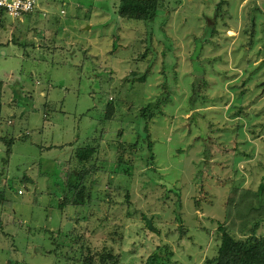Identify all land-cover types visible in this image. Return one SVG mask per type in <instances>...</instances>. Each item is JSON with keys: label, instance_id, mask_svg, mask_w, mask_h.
<instances>
[{"label": "rangeland", "instance_id": "obj_1", "mask_svg": "<svg viewBox=\"0 0 264 264\" xmlns=\"http://www.w3.org/2000/svg\"><path fill=\"white\" fill-rule=\"evenodd\" d=\"M74 1L80 0L53 1L51 6L46 0H37L36 7L53 6L55 14L48 12L51 22L60 19L63 8L65 20L85 23L82 31L71 25L64 31L57 22L52 24L64 42L74 40L88 51L96 71L83 77L85 70L74 63L49 67L44 62H30L36 70L28 76L30 64H18L22 73L14 75L13 85L19 113H15L13 127L25 133L41 126L44 111L53 117L43 133L31 135L34 143L42 139L39 147L28 140L13 146L5 175L12 174L15 184L18 176L27 174L29 179L23 184V195L17 193L18 184L14 185L9 192L11 201L0 214V264H71L67 256L83 259L90 253L97 260L100 252L122 254L121 264H145L153 252L160 253V264H203L216 253L230 186H246L255 192L264 182V0H163L160 13L147 27L139 20L119 23L109 12L91 20L83 7H74ZM79 3L89 5L83 0ZM3 14V22H19ZM81 53L79 50L77 59ZM0 61H4L2 57ZM149 66L145 82L133 80L132 71L139 77ZM200 70L204 80L197 81L199 94L194 96L193 82ZM37 80L43 92H48L51 106L31 111V99H24L18 83L33 93ZM165 82L170 98L162 104L163 114L148 121L150 139H144L139 134L145 121L133 111L161 97ZM90 92L97 104L88 111ZM36 94L39 96L37 87ZM109 101L115 115L132 108L127 116L130 120L104 118ZM12 125L2 119L0 128ZM66 139L97 142L102 149L119 139L126 145L136 139L143 141V151L136 155L133 148L126 147L132 162L127 175L109 173L110 164L103 163L97 177L96 199L103 197L109 179L113 186L128 190V199L122 192L114 198L123 208L117 203V210L110 212L115 215L112 221L105 220L102 202L93 203L91 219L86 218L84 205L77 209L67 206L66 218L57 208L70 183L64 186L56 172L60 166L50 158L63 151L45 148ZM148 140L153 142L152 151L146 150ZM71 180L69 175L67 181ZM251 199L256 210L248 207L243 217L260 211L257 233L261 234L264 191ZM77 200H82L79 195ZM69 219L76 228L69 231L77 242L72 249L63 248L70 239L64 235ZM245 226L243 233L235 235L248 233L251 224Z\"/></svg>", "mask_w": 264, "mask_h": 264}, {"label": "trees", "instance_id": "obj_2", "mask_svg": "<svg viewBox=\"0 0 264 264\" xmlns=\"http://www.w3.org/2000/svg\"><path fill=\"white\" fill-rule=\"evenodd\" d=\"M163 4V0H119L117 4V14L119 17L125 20H139L146 23L152 22L160 13ZM0 14H2V11H0ZM150 70L151 67H147V70H145L139 77L136 76L135 71H132L131 75L134 76L133 80L138 82H145L148 74L151 72ZM202 72L203 71L200 70L194 78V96H197L199 94L197 89V81L199 82L200 80H204L202 78ZM1 88L2 82L0 81V94ZM15 88L16 87H13L12 89L13 97L16 95ZM162 93L163 95L161 97L148 102L137 111H133L137 112L136 117L138 116V118L142 119L141 121H145V123L142 124L143 132L139 134L144 135V139H150L148 121L152 120L159 113L163 114L162 104L167 102V100L170 98V92L168 91V85L166 84V82L163 84ZM110 101L112 100L110 99ZM110 101L105 105V108L103 109L104 118H106L107 120L115 119V121L122 120V122L129 121L130 118H128L127 116L132 113H129L132 108L121 109V114L115 115V107ZM1 110L2 102L0 100V116ZM60 112L63 113L62 110H60ZM48 116L50 117L49 113ZM52 116L53 115H51V117ZM43 131L44 126L38 128L37 130L33 129L31 130L30 134H23L19 138H16L15 134L11 132L2 134L0 133V146L3 147V151L0 152V178L2 176V172H4V170L7 169L9 165L10 159L13 154L14 144L18 140H28L31 145H36L37 147H39L38 143L42 139H40L39 142L34 143V140L31 139V135L33 132L40 134L43 133ZM121 132L122 129H120L118 132L119 136L121 135ZM110 142L111 144H107L105 149H102L100 145H98V143L95 142V144H93L89 141H84L76 145H74L73 142L62 145H50L45 148L46 150H52L53 148L61 149L63 151L62 158L65 157L66 154H68L65 159L60 158V156L53 158V161H57L60 166V169L56 170L58 177H60V181L64 183V186L65 184L67 185L68 183H70L68 184L67 189H63L64 194L62 195L64 196V198H61V200H59L57 206V208L61 212H64L65 208L70 205L75 206L76 209L78 208V206L84 205L87 211L89 209L88 217H90L91 219L95 211L93 209V206L91 205H93V203H96L97 205V203L99 204L100 202H102L105 204L103 213L105 215V220L111 218L109 221H112V217H115V215H110V212L112 210L113 212L114 210H117V203H120V205L122 206L121 208H123V204L121 202H116L114 198L118 195V193L122 192L124 194V197L128 199V190L122 188V186H113L110 183L112 181L111 179H109L110 182H106L108 183V185L106 184V188L102 186L103 188H105L103 197L100 200L94 198L96 188L100 187V183L98 185L97 177L99 173H102L101 169H104L103 163L110 164L109 173L115 174L120 171L121 173H123V175H127L132 167V162L130 160L131 158H128L126 147L133 148L132 153L133 155H136L137 153L143 151V147L140 144L143 141H139L136 139L135 141L128 143V146L124 141H121L120 139L113 141V143L112 141ZM152 143L153 142L150 140H148V143L146 142L147 151H152ZM66 146L70 147L69 152H65ZM110 146H113V148H111ZM109 151L113 152L112 155H110ZM204 164L208 165L209 161L206 160ZM201 172V170L198 171L199 174H201ZM69 175L73 176V180H71L70 182L67 181ZM62 176L64 177L62 178ZM12 179H14V176L6 179V182H0V208L2 209L0 211V214L6 211L7 204H9V201H11L9 199V192H12L15 189V183H13ZM28 179L29 177L27 174H24L17 178L19 184L22 186ZM230 187L231 188H229L228 191V198L226 200V203H224V224L221 223L218 228V230L220 231V241L216 253L212 257H207L204 260L203 264H264V232L261 234L257 233V229L259 228L260 221L262 219V217H259L260 211L255 215L243 217V213L247 211L248 207H252L254 210H256V208H254L256 207V205H253L254 203L253 199H251V196H253L254 194L255 197H258L259 195L263 194L264 182H260L259 187L255 192H252V190L246 186L242 187L232 185ZM7 194L9 196H7ZM78 195L81 197V201L77 200ZM125 205L129 206L128 204ZM263 210L264 208L262 207L261 211ZM249 217L250 219L248 220ZM248 222L249 224H251L248 233L246 232L243 237L236 236L235 232L243 233L245 231L244 227H246L245 224ZM0 229L3 230L2 219H0ZM74 229L76 228H73L72 230ZM5 235L7 236L8 233H5ZM76 243L77 242L75 241L74 236H71L68 240L67 245L63 246V248L72 249L71 247H73V244ZM79 247L81 248L82 245ZM164 247H167V245H165ZM166 249L167 251H169V254H172L170 248ZM158 250L159 248L157 249V251ZM51 251L52 250H48L47 253H51ZM96 255L98 257L97 260H95L94 255H91L90 253H88V255L83 259L81 257L75 256L74 254L72 256H67V258L69 259L71 264H121L123 256L120 253L110 254L107 252H100ZM160 258L161 257L159 252H153L148 257V261L145 264H160ZM167 260L168 259L164 261Z\"/></svg>", "mask_w": 264, "mask_h": 264}, {"label": "crops", "instance_id": "obj_3", "mask_svg": "<svg viewBox=\"0 0 264 264\" xmlns=\"http://www.w3.org/2000/svg\"><path fill=\"white\" fill-rule=\"evenodd\" d=\"M53 1L59 2L61 0H46V2L50 6ZM70 1L71 0H68V2ZM80 1H74L73 2L74 7L77 5L80 7H83L84 10H86L87 12L86 16H88L89 19L91 20L94 18V15L105 14L108 12L111 18L117 17V20L119 23L125 20L118 16L117 9H115L117 8V4L119 0H83L85 2H89V5H82L79 3ZM110 2L113 7L111 6ZM51 8L49 9L46 7H39V4H38V7H36L32 12L26 13L22 15L20 18H17L16 20L19 21L18 23L3 22L4 12L0 14V32L4 31L2 35H0V52H1L0 57H2L4 60V61H0V65L3 69V71H0L1 72L0 81L2 82V88H1V94H0V100L2 102L0 123H1V120L4 119L6 121V124L12 125L13 121L16 118L15 113H19L18 110H16L17 104L14 106L15 98L13 97V93H12V89L14 87L13 83L15 82L14 75L22 73L21 70L18 69V64H24V67L25 65L30 64L28 68V72H27L28 76L31 74V72H34L36 70L34 66H31L30 62H35V63L44 62L49 67H53L54 65L69 66V65H73L74 63L75 67H80V68H83V70H85L83 71V73H81V76L83 77H86L87 76L86 74H88L89 71H92V72L96 71V69L94 70L93 68H91L92 61H89L91 56L88 53V51L86 49L83 50L82 49L83 47L81 48L74 40L64 42L63 38L60 37L61 34L60 35L58 34L57 30L53 28V24H52L53 22H57V25L59 27L63 26L64 31L66 30L68 31V25H71L74 27L76 26L77 30L82 31L86 29L84 27L85 23H78V22L74 23V21L72 20H67V19L65 20L64 15L66 14V11L63 8L60 9L59 11L60 19L51 22L48 16V12L50 11L52 16L55 14L54 12H51L52 10ZM93 9H95V12H96L95 14H93L92 12ZM11 19L13 20V18ZM151 23L153 24V22H147L145 24L146 27ZM91 27H92V24L89 21V24H88L89 32H92ZM15 33L16 35H14ZM92 47L98 48L96 44H93ZM79 50H82V53L79 55V59H77L78 58L77 54ZM11 56L16 57V59L15 60L10 59ZM33 58H35L36 60L32 61ZM98 67H100V65H98ZM89 75L90 74H88V76ZM18 85H19L18 90L25 97L24 99L28 98V96L31 99L32 104L31 103L29 104L28 110L36 111L38 109H41V108L45 109L51 106L49 104L48 92L47 94L43 92V89L39 87L38 80L35 82V85H36L35 92L33 93L29 92L28 90L25 91L23 89V86L20 83H18ZM36 87L38 89L39 96L36 94ZM32 90L34 91V86ZM91 94L92 93L90 92V97L88 98L90 102L88 111L92 109L94 105L96 106L97 104V101L94 102V99H93L94 97ZM22 109H24V107H22ZM52 117H49L48 112L44 111L43 117H42L43 123L41 124V126H38L37 128H34V129L37 130L38 128L42 126H44V129H45L46 126H50L52 124V121H51ZM13 126L14 125H12L11 128L10 126L7 128H2V129L0 128V133L2 134L6 132H9V133L11 132L15 134L16 138H19L23 134L31 133V131H28V130L25 133L21 131L19 132L18 130H16V127H13ZM71 133H72V130H70V134ZM39 141L40 139H38L36 143ZM84 141L86 140H82V141L78 140L74 142V141H71L70 139H66L58 145L67 144L69 142H73L74 145H76ZM17 142H19V140ZM2 151H3V147L0 146V152ZM69 151H70V147L66 146L65 152H69ZM67 155L68 154H66L65 157H67ZM59 156H63V155L60 154ZM65 157H63L62 159H65ZM50 158L53 161V158H56V156L50 157ZM53 162L55 164H58L57 161H53ZM30 168H34V167L31 165ZM6 171L7 169H5L4 172H2V176L0 178L1 183L6 182V179L11 178V176H13L12 174L5 175ZM37 172L40 173V170L38 171L37 169ZM17 184L19 187V189H17V193L19 195H23L24 187L20 185L19 183ZM17 184L15 185L17 186ZM60 185H62L61 182H60ZM94 205L95 204L91 206L94 207ZM65 212H63L64 218H66ZM88 216H89V209L87 211L86 218H90ZM69 221L71 224L68 227H66V225L64 226V229H65L64 235H66V237H71L69 231L73 229L72 221L70 219Z\"/></svg>", "mask_w": 264, "mask_h": 264}, {"label": "built area", "instance_id": "obj_4", "mask_svg": "<svg viewBox=\"0 0 264 264\" xmlns=\"http://www.w3.org/2000/svg\"><path fill=\"white\" fill-rule=\"evenodd\" d=\"M37 0H0V11L12 18H20L26 13L32 12Z\"/></svg>", "mask_w": 264, "mask_h": 264}, {"label": "water", "instance_id": "obj_5", "mask_svg": "<svg viewBox=\"0 0 264 264\" xmlns=\"http://www.w3.org/2000/svg\"><path fill=\"white\" fill-rule=\"evenodd\" d=\"M261 84L263 85V89H264V81L261 82ZM147 223H148L149 228H152V224H151V221L149 219H147Z\"/></svg>", "mask_w": 264, "mask_h": 264}]
</instances>
